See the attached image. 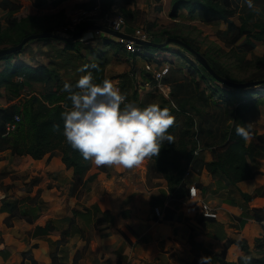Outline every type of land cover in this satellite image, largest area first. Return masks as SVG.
<instances>
[{"label":"crops","instance_id":"1","mask_svg":"<svg viewBox=\"0 0 264 264\" xmlns=\"http://www.w3.org/2000/svg\"><path fill=\"white\" fill-rule=\"evenodd\" d=\"M45 2L48 5L42 12L53 9L60 0ZM113 5L106 11H112ZM83 7L74 9L78 12ZM6 14L0 0L2 25ZM127 23L135 28L129 20ZM85 31L71 44L57 38L30 40L18 54L0 59V71L8 62L34 67L44 64L68 81L82 75L81 65H89L84 69L87 72L103 63L106 76L126 94L127 102H133L135 92L146 103L153 94L144 84L149 74L133 68L134 80L130 69L115 70L120 68L119 61L136 63L142 54L130 55L114 35L94 38L92 29ZM146 54L163 62L149 51ZM3 89L6 87L0 85ZM3 152L0 264H198L202 255L210 256L209 264H233L244 256L258 255L256 238L264 234V157L248 158L254 174L236 184L215 180L205 168H189L182 181L188 189L196 187V195L190 196L187 189L183 196L169 200L167 182L158 171L149 170V157L132 168L96 165L90 160L79 177L64 163L59 149L40 158L13 154L6 148L0 150ZM197 155L203 160L213 157L211 149H201ZM201 200L215 216L203 215ZM155 206L160 208V216L155 214ZM84 233L91 241L81 237L79 245V234ZM72 238H77L76 246H72ZM237 241L245 244L247 252ZM78 249L87 250L79 257Z\"/></svg>","mask_w":264,"mask_h":264},{"label":"trees","instance_id":"2","mask_svg":"<svg viewBox=\"0 0 264 264\" xmlns=\"http://www.w3.org/2000/svg\"><path fill=\"white\" fill-rule=\"evenodd\" d=\"M97 1H99L101 7V13H104L113 5L115 0H60L59 4L53 7L55 8L54 11L61 12L69 4L83 7ZM122 1L124 3L129 2V0ZM254 4L260 9L259 12L249 9L244 4V0H173L171 15L176 16L180 9L185 8L191 15L197 13L205 20H221L227 24L226 34L223 37L224 44L227 48H234L236 43L243 37L244 41L238 44L240 48H252L255 41L264 40V0H254ZM3 5L7 8V14L5 17L6 24L2 25L0 22V47L16 44L30 33L52 31L49 26H44V23L40 22L47 14L45 11L42 12L46 5H48L45 0H33V2L26 4L3 0ZM234 15L237 16L238 23L231 19ZM88 23L80 24L76 30ZM75 31L68 32L73 33ZM146 32L150 38L156 35L162 36L163 39L166 36L181 38L196 50H199L189 38L179 33L166 29L160 30L157 34ZM57 33H61V31ZM66 42L69 44L73 43V41ZM167 45L153 46L140 44L144 51L150 48H154V51H169ZM174 45L177 46V49L172 50L173 52L175 51L181 57L185 58L191 56L200 70H202V67L212 76L188 50L180 45ZM119 46L123 48L121 44ZM22 49L0 56V59L18 54ZM181 51L185 53L183 54ZM128 53L133 56L136 55V52ZM203 54L211 66L222 76L234 81H248L236 80L229 77L225 71L226 68L215 65L214 60L205 53ZM143 56H148V54L144 53ZM89 71L93 73L96 82L108 78L105 74V66L103 63L94 64ZM148 74L150 76V73ZM168 74L169 72L164 80ZM200 75L201 79L206 77L203 72ZM212 79L219 86L213 83L214 85L209 87L212 91L207 94L203 89L199 88L200 84L196 78L192 77L189 80V83H192L198 91L196 93L198 99L208 103V99H212L213 91H217L218 89L222 92L221 95L223 97L235 98L237 102L231 110L229 122L221 129L219 139L215 135H212L215 140L211 143L205 142L202 146V148L209 147L211 149L213 157L209 160H203L194 154L197 142L193 138V135H195L197 130L189 134V129L195 124V118L191 110H194V114H198L200 113L201 107L195 102L194 96H186L188 85H184V82H177L176 91H172L168 97L164 94L157 96L159 99L158 103L161 106L168 105L174 116L182 115L184 117V125L177 132H174L176 126L174 124L168 129V132L173 135V142H165L156 156L149 157L148 164L149 170L155 169L166 180L170 196L173 198H179L187 192L188 188L185 187L182 177L189 168L197 171L205 168L215 180L224 182L225 184H236L238 181L247 179L254 174L248 158L255 156L264 157V144L262 142L247 141L237 135L235 131L237 125L250 122L249 119L241 116L242 112H250L258 105L257 99L246 97V93L250 91L248 89L253 85L233 87L217 81L213 76ZM76 80L72 79L68 81L74 84ZM249 80H260L256 84L264 83V72L258 73L256 78ZM64 82L60 79L55 68L44 64L36 67L12 62L6 64L0 71V85L5 86L9 93L18 95L22 89L32 87L35 83H40L43 87L39 92L31 91L27 97L25 96L26 99L21 107V113L17 112L21 115L20 121L17 123L15 129L6 135H3L5 124L12 119L15 113L11 114L6 107L0 106V150L7 148L13 154H26L33 158H40L47 152L59 149L62 153L64 163L72 167L75 174L81 177L89 168L90 160H85L78 150L72 148L63 135V117L61 113L66 110V105L70 106V100H68L67 94L62 91ZM133 102L141 107L146 105V103L137 99L135 92L133 93ZM173 104L175 105L174 108L172 107ZM186 104H188V107H186ZM3 175L0 171V180ZM90 178L92 176L87 178L86 181ZM241 193L246 198L250 196L246 192ZM256 218L261 219V216L256 214ZM237 243L247 252L245 244L240 241H237ZM255 245L258 252L257 256H249L251 259L247 262L242 257L239 262H233V264H264V234L256 238Z\"/></svg>","mask_w":264,"mask_h":264},{"label":"rangeland","instance_id":"3","mask_svg":"<svg viewBox=\"0 0 264 264\" xmlns=\"http://www.w3.org/2000/svg\"><path fill=\"white\" fill-rule=\"evenodd\" d=\"M20 1L22 4H26L29 0ZM172 1L173 0H129L128 3H123L121 0H116L112 8L113 10L106 11L104 13H101L100 5L96 4L97 2H95L83 7L86 10L94 11V15L92 17L90 16L89 18L83 16L80 20L79 11L76 12V10L74 9V7L77 8V6L73 4H69L70 6L66 8V12L64 13L63 11H54L55 8L50 9V7H48L50 11L47 12V14L40 22L44 23V26H49L50 29L54 32L63 31L61 34L70 35L71 33H69L68 31H75L80 24H83L85 22L99 23V17L109 12H120L124 15L127 22L129 20V22H131L135 26V28L148 31L153 34H157L160 30L166 29L186 36L192 41L193 45L196 46L200 52L205 53L208 57L214 60L213 62L215 65L226 68L225 71L231 78H234L236 80H249L256 78L258 73L264 72V40L255 41V44L252 48H240L238 44L244 41L243 37L236 43V46L234 48L229 49L225 46L223 41V37L225 36L227 30L226 23L217 19L205 20L197 13L191 15L185 8L180 9L177 12L176 16H172ZM123 8L126 9L123 10ZM72 18L78 19L71 30L69 29L65 32L64 29L65 27L71 25ZM236 18L237 16L234 15L231 19L235 21ZM92 34L94 38L111 36L110 34H106V32L97 29H92ZM111 46L112 45H110L109 47ZM167 49L169 51H157V53L156 51H154V48L145 50L146 53L148 51L153 54L156 53L155 55L159 56V58H161L163 62L157 63L158 61L152 59L153 55H148V58L142 55H137L138 61L136 60V63L130 60L123 59L118 63V65H120V68L117 65L118 67L115 70L117 72H123L120 70L130 69L129 76L135 80V78L132 76L133 68H135L136 71L143 69V72L148 73L144 69V64L147 61L152 62L154 67H159L162 64H166L169 67V74L164 80L166 83L164 92L167 91V94L169 92L170 95L172 91H176L178 85L177 82H184V85H188L186 96H194L195 102L198 104V106L201 107L200 113L198 114H194V110H191L195 118V124L189 129V134H192L193 131L197 130L195 134H197L200 142V147L202 148L205 142L211 143L215 140V138H213L214 135L217 139H219L221 129L229 122L231 110L237 101L235 98H230L227 96L226 98L223 97L221 95L222 92L218 89L217 91H213L212 99H208V103L204 100L198 99V95L196 96V93H198L197 89H195L192 83H189V80L192 77L196 78L199 81V88L203 89L206 94L212 91L211 89H209V87H212L214 84H218L216 82L214 83L212 76H210L202 67V70L199 69V66L196 65L197 63L193 61L191 56L185 58L181 57V55L177 52H173L172 50L177 49L176 45H174L173 43H169L167 45ZM108 51L111 50L108 49ZM181 52L183 53V51ZM123 66L125 68H123ZM201 72H203L205 74L204 76H206L203 79H201ZM141 79L143 80L144 77H142ZM134 83L136 85V82ZM149 88L150 89L148 91L152 92L154 95L149 94L146 100V104L150 102H159L157 96L164 93L158 88ZM40 89H42V85L35 83L32 87H25L24 89H22L18 95H13L4 89L0 90V106L6 107L11 114L17 112L21 113V107L23 106L26 99L25 96H27L31 91L34 92L35 90L37 91ZM248 90L250 91L246 93V97H253L257 99L258 105L254 110L250 112H242L241 115L249 119L253 125V136L250 137L247 141L253 140L255 142H262L264 144V95H262L264 94V83L261 82L256 85L250 86ZM167 94L164 95L166 96ZM186 107H188V104H186ZM183 123L184 117L182 115H175L173 124L176 126L174 128V132H177L180 127L182 128L184 125ZM202 149L210 150L209 147ZM4 157L5 153H0V158ZM89 235L90 237H92V234ZM81 237H83V239H90L91 241V238H89L87 233L79 234V245L82 242ZM64 238L65 237H63L62 240ZM72 239V246H76L77 242L74 239L77 238ZM65 240L66 239H64L63 241ZM86 250L87 249H78L79 257H81L82 254L86 252Z\"/></svg>","mask_w":264,"mask_h":264},{"label":"clouds","instance_id":"4","mask_svg":"<svg viewBox=\"0 0 264 264\" xmlns=\"http://www.w3.org/2000/svg\"><path fill=\"white\" fill-rule=\"evenodd\" d=\"M249 9L259 12L254 0H244ZM88 64L78 69L82 75L71 83L65 81L62 91L70 106L61 113L63 135L70 146L85 160L96 165H120L132 168L146 157L156 156L165 142H173L168 132L175 116L168 105L150 102L141 107L126 101L123 93L109 78L96 82ZM174 108L175 105L173 104ZM237 135L248 140L253 136L251 122L237 125ZM251 257L244 256L247 262ZM202 255L198 264H209Z\"/></svg>","mask_w":264,"mask_h":264},{"label":"water","instance_id":"5","mask_svg":"<svg viewBox=\"0 0 264 264\" xmlns=\"http://www.w3.org/2000/svg\"><path fill=\"white\" fill-rule=\"evenodd\" d=\"M86 29H98L103 32L114 35L116 37L118 36L125 37V38L135 41L136 43L144 44V45L161 46V45H165L169 43L180 45L184 47L186 50H188L217 81L222 82L229 86L243 87V86H248V85H255L258 81H260V80L234 81V80H230L222 76L213 66H211L208 59L202 52H200L199 50H196L193 46H191L190 44H188L181 38H178L175 36H166L163 39L162 36L156 35V36H153L152 38L146 39V38L133 35L134 28L132 27L126 26L125 31H121V30L113 29L107 25L96 23V22L88 23L80 27L77 31L71 33L70 35H64V34L52 32V31H41V32L30 33L24 36L16 44L0 47V56L12 53L14 51H18L22 49L28 41L41 38V37H54V38L65 40V41H75L82 36V33Z\"/></svg>","mask_w":264,"mask_h":264},{"label":"built area","instance_id":"6","mask_svg":"<svg viewBox=\"0 0 264 264\" xmlns=\"http://www.w3.org/2000/svg\"><path fill=\"white\" fill-rule=\"evenodd\" d=\"M94 11L92 10H86L85 8H80L79 10V20L84 16L89 18L90 16L92 17L94 15ZM78 18H72V23L71 25H69L68 27H65L64 31L66 32L67 30H71V28L73 27V25L75 24V22L77 21ZM100 24H104L107 25L113 29H117V30H121V31H125V27L127 26V21L124 17V15L122 13H107L101 17H99V21ZM98 30V29H97ZM63 31H61L62 33ZM133 35L138 36V37H142V38H150V36L148 35V33L145 30H141V29H134ZM118 42L123 46V48L128 51V52H136V54H144L145 51L142 49V47L140 46V44L136 43L135 41L125 38V37H117ZM146 58H148L147 56H145ZM144 69L150 73L151 78L146 80V82L144 83L146 86L148 87H155L160 89L164 94H167V91L164 92V88L166 87V83L164 81L165 76L167 75V73L169 72V67L166 64H162L159 67H154L153 63L150 61H147L144 64ZM169 94V92H168ZM21 115L19 113H15L12 117V119L7 122L5 124V130L3 132V135L8 134L10 131L14 130L17 123L20 121ZM194 139L197 142V146L194 150V154H198V152L201 150L200 147V142L199 139L197 137V134L194 135ZM197 193V189L196 187H190L188 190V194L190 196H195ZM170 199H173V197H170ZM200 204L202 205V209H203V215L204 216H215L216 214L210 210L209 206L203 201L201 200ZM154 212L157 216L161 215V211L160 208L158 206L154 207Z\"/></svg>","mask_w":264,"mask_h":264}]
</instances>
